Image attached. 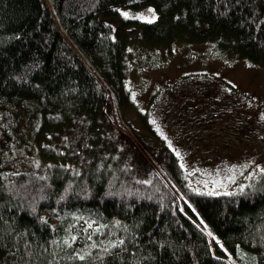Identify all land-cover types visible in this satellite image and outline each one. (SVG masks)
I'll return each instance as SVG.
<instances>
[{"label": "trees", "instance_id": "obj_1", "mask_svg": "<svg viewBox=\"0 0 264 264\" xmlns=\"http://www.w3.org/2000/svg\"><path fill=\"white\" fill-rule=\"evenodd\" d=\"M150 4L149 43L210 42L223 60L264 63V0H0V107L6 125L19 109L35 115L39 162L0 170V264H264V173L201 191L161 143V170L144 181L111 136L136 105L126 31L99 16ZM151 109L139 113L150 133ZM75 127L91 130L87 144L61 150L55 137Z\"/></svg>", "mask_w": 264, "mask_h": 264}, {"label": "rangeland", "instance_id": "obj_2", "mask_svg": "<svg viewBox=\"0 0 264 264\" xmlns=\"http://www.w3.org/2000/svg\"><path fill=\"white\" fill-rule=\"evenodd\" d=\"M99 17L114 31L124 27L127 35L126 82L136 106L124 112L126 118L108 126L139 179L147 181L160 172L155 156L163 149L161 143L179 157L182 184L201 191H234L264 173V63L234 55L223 60L210 42L149 43L142 23L158 18L153 4L139 9L120 5L116 15ZM156 92L160 93L152 105ZM151 106L149 123L154 132L150 133L139 113ZM4 112L0 107V149H4L0 170L15 164L20 168L22 162L36 166L35 115L19 109L16 123L6 125ZM90 131L87 127L64 129L55 142L67 151L80 139L79 143L86 145ZM40 140L43 145L45 140ZM169 179L178 200L183 201L182 186ZM195 221L214 241L207 226ZM227 259L235 264L230 256Z\"/></svg>", "mask_w": 264, "mask_h": 264}]
</instances>
